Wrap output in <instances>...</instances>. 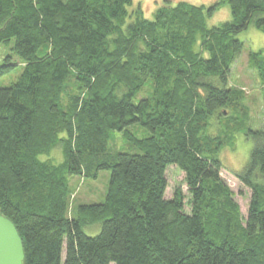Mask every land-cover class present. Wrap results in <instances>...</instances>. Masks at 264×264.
I'll return each mask as SVG.
<instances>
[{
  "label": "trees",
  "instance_id": "obj_1",
  "mask_svg": "<svg viewBox=\"0 0 264 264\" xmlns=\"http://www.w3.org/2000/svg\"><path fill=\"white\" fill-rule=\"evenodd\" d=\"M223 4L231 20L209 27ZM132 5L0 0V46L11 51L0 77L19 65L14 55L23 66L0 87V212L23 264H264V129L250 127L244 93L230 87L245 46L237 34L264 32V0L181 1L152 19ZM249 66L264 96V48ZM137 123L149 134L131 131ZM242 129L254 139L234 171L252 191L246 218L219 156ZM119 137L137 152L117 149ZM55 148L62 162L42 158ZM171 165L185 173L190 213L181 188L165 196ZM102 170L105 201L71 210V178Z\"/></svg>",
  "mask_w": 264,
  "mask_h": 264
},
{
  "label": "rangeland",
  "instance_id": "obj_2",
  "mask_svg": "<svg viewBox=\"0 0 264 264\" xmlns=\"http://www.w3.org/2000/svg\"><path fill=\"white\" fill-rule=\"evenodd\" d=\"M184 1L195 5L210 6L219 0H133L131 10L141 7L145 18L152 19L157 8L163 5L175 6L179 2ZM232 18L231 9L228 4H223L219 9L207 18L209 27L217 26L223 22L229 21ZM237 38L245 43L244 49L238 60L234 63L233 71L230 77V87L242 89L244 93V104L248 110L250 127L255 130L264 129V96L262 84L259 80L257 72L249 66V54L253 51H259L264 48V32L254 26H249L237 34ZM10 46H0V65L4 59L10 55ZM14 62L19 65L9 74L0 77V87L9 86L18 80L22 74L23 66L19 58L14 55ZM149 88L143 90L135 100H139L142 95H147ZM227 115V114H226ZM214 128V126H213ZM130 130L137 132L139 136L148 135L149 132L144 130L139 123L130 127ZM216 130V129H215ZM242 129L236 134L234 140L228 143L220 152L219 156L223 163L221 177L235 192V199L240 204L242 214L246 218L248 216L249 205L251 202L252 191L244 185L235 175L236 170H242L249 162L251 151L254 148V139L246 136ZM117 149L128 151L131 153L137 152L135 147L129 146V143L122 141L119 137L114 142ZM112 145V144H111ZM123 146V147H122ZM59 148H55L50 155H43V159L51 158L54 163H60L64 160L63 153ZM166 177L168 180V188L166 190V198L172 199L177 188H181L186 195L185 210L191 212V205L188 202L190 199L188 186L185 182V173L177 165H171L167 168ZM110 180V171L102 170L97 178H84L74 176L71 178V185L74 190L71 210H76L80 204L102 203L106 199ZM101 224L97 223L93 226H86L85 232L88 235L94 236L100 232ZM114 264V263H112Z\"/></svg>",
  "mask_w": 264,
  "mask_h": 264
},
{
  "label": "water",
  "instance_id": "obj_3",
  "mask_svg": "<svg viewBox=\"0 0 264 264\" xmlns=\"http://www.w3.org/2000/svg\"><path fill=\"white\" fill-rule=\"evenodd\" d=\"M24 246L14 223L0 212V264H23Z\"/></svg>",
  "mask_w": 264,
  "mask_h": 264
}]
</instances>
